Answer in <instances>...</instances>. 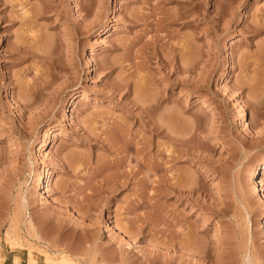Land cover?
<instances>
[{
	"label": "rangeland",
	"instance_id": "1",
	"mask_svg": "<svg viewBox=\"0 0 264 264\" xmlns=\"http://www.w3.org/2000/svg\"><path fill=\"white\" fill-rule=\"evenodd\" d=\"M157 1L0 0L1 264H264V0Z\"/></svg>",
	"mask_w": 264,
	"mask_h": 264
},
{
	"label": "bare ground",
	"instance_id": "2",
	"mask_svg": "<svg viewBox=\"0 0 264 264\" xmlns=\"http://www.w3.org/2000/svg\"><path fill=\"white\" fill-rule=\"evenodd\" d=\"M160 1H165V0H160ZM160 1H157V3H156V9L158 10V8H160V7H158V4L160 3ZM159 2V3H158ZM154 6V7H155ZM188 6V5H187ZM191 8V7H190ZM153 11H155V9L153 10ZM162 11V10H161ZM191 11V10H190ZM190 11H187V10H175L174 12H172L171 14H165V13H163V11L161 12L163 15V17H161V19L160 20H165V19H170V18H185V17H188V16H190L191 15V13H192V11L190 12ZM159 12V11H158ZM160 13V14H161ZM157 20H159V19H157ZM162 22H165V21H162ZM159 24H160V22H158ZM161 24H163V23H161ZM251 28V27H250ZM260 28H259V26L257 25V26H254L253 27V31H258ZM252 31V32H253ZM192 46V45H191ZM190 46V48H187V50H189L188 52H187V55H188V57L186 58V66H185V71H190V68H189V66H191L192 64H191V62L193 61V46L191 47ZM178 68V70H180L181 69V67L180 66H178L177 67ZM227 83H229V82H232L233 81V75L232 74H229V78H227L226 80H225ZM72 100H71V102H75V100H76V95L75 94H73L72 96ZM145 99H146V97H145ZM151 100H149V102H150ZM148 101H146V102H144V101H142V103H143V105H146L147 107H145L146 109V116H147V119H148V123L149 124H151V125H153L154 126V128H157L158 126L155 124V122H154V120H153V118L151 117V115H150V110L148 111V109H150V108H148V105H149V103L148 104H146ZM150 106V105H149ZM144 108V107H143ZM144 110V109H143ZM144 110V111H145ZM145 113V112H144ZM245 116H247V112L245 113V110L244 109H242V110H240L239 112H238V114H237V120H238V124H239V126H243L244 124H245ZM64 117H68V113H66L65 111H64ZM122 131V130H121ZM121 133V132H120ZM123 133V132H122ZM122 136V135H121ZM124 136V135H123ZM117 139V138H116ZM172 139V140H171ZM115 140V139H114ZM170 140L171 141H175V140H177V139H175V138H170ZM114 143V142H113ZM117 143H118V141H117ZM121 143V142H120ZM122 144V143H121ZM126 144V143H125ZM122 146V145H121ZM125 147V146H124ZM46 148H48V146L46 147ZM122 148V147H121ZM120 149V148H119ZM125 149H128L127 148V146H126V148ZM123 150V149H122ZM124 151H126V150H124ZM172 154H173V152H172ZM175 154H177V153H175ZM171 155V154H170ZM172 156V155H171ZM176 155H174L173 154V157H175ZM123 158H125V156L123 157ZM171 158V157H170ZM172 160H173V158H171ZM148 161V160H147ZM149 163H146V166H148L147 168H149L148 170H152V169H157V167H158V163L155 161L154 163L152 162V163H150V160L148 161ZM160 166V165H159ZM153 170V171H154ZM260 174H264V163L261 165V166H257V167H255V168H253L252 170H251V172H250V174L248 175L249 177H248V180L250 181V183L252 184V187L255 189V191L259 194V193H261V195H262V199H264V187H263V185H261V187H260V184H259V181H258V178H259V175ZM53 175H54V172L52 171V169H50L49 170V172H48V176H44V177H42V178H40L39 179V181H38V183H37V185L40 187V189L41 190H44V183L45 182H50L51 180H52V178H53ZM120 177V176H119ZM124 179H125V177H124ZM176 179H178V178H176ZM117 180H119V178L117 179ZM116 180V184H117V186H122V185H125L126 184V182H128V180H129V178L127 179H125V180H119V181H117ZM179 180V179H178ZM186 181V182H184V181ZM183 180H180V181H178V182H175L174 181V183L173 184H170L169 185V187H171L172 189H175V187H177L178 188V186L180 187V185H185V186H182V187H186V188H193V178H192V176L190 177V176H188V177H186V179H183ZM183 182V183H182ZM172 183V182H171ZM180 184V185H179ZM181 188V187H180ZM263 226H264V220H263ZM26 230L28 231V234L29 235H35V236H37V232L34 230V227H33V224H32V222L29 220L28 221V227L26 228ZM9 233V232H8ZM124 233H126L125 231H124ZM126 235H128V234H126ZM10 239V238H9ZM13 241V240H12ZM11 244H13V242H11V241H9ZM37 250V249H36ZM42 252V251H41ZM45 258H44V263L43 264H76V261L75 260H73L72 258H66V257H68V256H66V257H64V256H62L61 255V259L60 260H55V259H52V258H50V256H44ZM27 261H28V264H41L42 263V259H40L39 257H36L35 255H33L32 253H28V257H27ZM1 264V263H0Z\"/></svg>",
	"mask_w": 264,
	"mask_h": 264
}]
</instances>
